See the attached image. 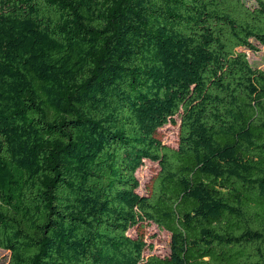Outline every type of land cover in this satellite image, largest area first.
Instances as JSON below:
<instances>
[{
	"label": "trees",
	"instance_id": "trees-1",
	"mask_svg": "<svg viewBox=\"0 0 264 264\" xmlns=\"http://www.w3.org/2000/svg\"><path fill=\"white\" fill-rule=\"evenodd\" d=\"M260 47L264 0H0L8 264H264Z\"/></svg>",
	"mask_w": 264,
	"mask_h": 264
},
{
	"label": "rangeland",
	"instance_id": "rangeland-1",
	"mask_svg": "<svg viewBox=\"0 0 264 264\" xmlns=\"http://www.w3.org/2000/svg\"><path fill=\"white\" fill-rule=\"evenodd\" d=\"M250 5L255 4L256 0H245ZM249 60L254 68L264 70V47H260L258 53H248ZM176 124H169L159 130L157 138L165 145L171 148H177L179 144V119ZM158 163L146 161L144 166L138 170L137 177L140 182L138 193L140 195H149L158 179ZM130 235H143L147 242L153 246V249L147 250L146 255H156L166 257L170 254L171 235L167 231L159 229L156 225L142 224L130 230ZM10 253L0 249V264H8Z\"/></svg>",
	"mask_w": 264,
	"mask_h": 264
}]
</instances>
